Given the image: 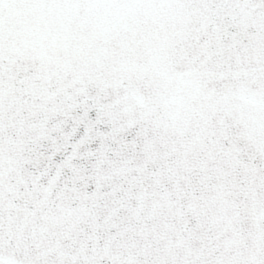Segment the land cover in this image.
I'll return each mask as SVG.
<instances>
[{"label":"snow or ice","instance_id":"1","mask_svg":"<svg viewBox=\"0 0 264 264\" xmlns=\"http://www.w3.org/2000/svg\"><path fill=\"white\" fill-rule=\"evenodd\" d=\"M0 264H264V0H0Z\"/></svg>","mask_w":264,"mask_h":264}]
</instances>
